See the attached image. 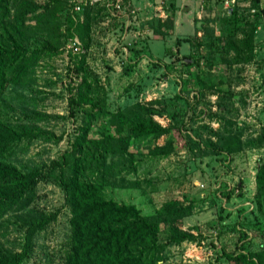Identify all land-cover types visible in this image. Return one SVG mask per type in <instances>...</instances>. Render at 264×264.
Wrapping results in <instances>:
<instances>
[{
    "label": "rangeland",
    "instance_id": "1",
    "mask_svg": "<svg viewBox=\"0 0 264 264\" xmlns=\"http://www.w3.org/2000/svg\"><path fill=\"white\" fill-rule=\"evenodd\" d=\"M17 1L11 11L21 2L28 3L24 10L36 7L25 12L32 23L29 17L48 0ZM253 3L237 0L229 14L221 0H92L83 41L76 34L80 51L69 47L65 34L71 0H54L60 27L48 39L56 52L41 55L25 84L7 85L0 99L1 124L16 127L29 120L17 106L26 102L41 114L30 120L50 135L17 141L1 156L33 178L28 205L52 216L32 234L18 264H61L67 249L70 214L50 167L78 130L80 115L71 113L67 102L83 78L89 101L102 109L90 136L116 135L121 128L129 137L125 155L112 149L114 143L107 151L104 197L132 204L143 216L154 215L168 198L193 202L191 213L177 223L189 238L170 243L160 225L157 239L165 246L155 264H228L226 254L240 250L264 258V199L256 197L254 181L264 162V140L257 139L264 128V56L253 60L254 72L250 62L222 60L220 49L221 36L237 38L249 23L256 39L264 31V12L248 11ZM0 34L6 38L2 29ZM36 37H29L30 50L40 48ZM232 132L242 148L225 153L216 136ZM165 144L171 147L166 154L154 151ZM23 235L17 211H5L0 248L20 252Z\"/></svg>",
    "mask_w": 264,
    "mask_h": 264
},
{
    "label": "trees",
    "instance_id": "2",
    "mask_svg": "<svg viewBox=\"0 0 264 264\" xmlns=\"http://www.w3.org/2000/svg\"><path fill=\"white\" fill-rule=\"evenodd\" d=\"M257 1L254 0L253 5ZM13 2L18 3L17 0H0V29L6 34V38L0 34V99L7 85L10 88L25 84L30 67L41 55L50 56L56 52V47L48 38L56 35L60 27L59 11L54 0H48L40 11L29 17L32 23L26 21L25 12H34L36 7L24 10L28 3L21 2L18 9L11 11ZM20 6H23L22 9ZM91 8L92 1H89L79 13L71 16L69 11L67 15L64 13V6L60 13L63 17L66 15L65 34L70 37L77 34L82 40L84 30L89 26ZM226 10L230 14L233 7ZM253 33V24L249 23L237 38L228 34L221 36L222 60L229 59L232 63L251 60ZM158 34L163 35L164 32L159 30ZM31 35L37 36L40 48L35 46L34 50H30L28 40ZM83 55V52L79 54L80 61ZM189 59L192 61L193 58ZM75 70L80 71V66ZM88 93L89 84L85 78L80 80L73 92L70 91L68 109L80 115V123L70 148L50 167L62 189L70 214L68 246L61 264H155L161 259L165 246L164 242L157 239L160 225L166 230L170 243L189 238L190 234L180 229L177 223L191 213L193 202L190 199L168 198L159 204L154 215L143 216L132 204L104 197L101 171L107 151L113 149L125 155L129 137L120 131L121 128L116 129V135L106 132L100 136H90L92 121L102 109L97 102L89 101ZM17 106L29 120L18 121L16 127L0 123V216L7 210H16L17 217L24 224V235L20 252L0 248V264H18L29 249L32 234L52 218L28 205L33 197V178L1 158L17 141L24 139L29 142L35 137L48 139L50 136L30 120L32 117H41L38 111L33 107L26 108V102H17ZM261 138L264 140V128L257 136L259 141ZM216 142L225 153L242 148L234 132L218 134ZM113 143L115 146L111 149ZM153 149L166 154L171 147L165 144L154 146ZM254 178L256 197L264 199V162L258 165ZM226 259L228 264H264L263 256L241 250L226 254Z\"/></svg>",
    "mask_w": 264,
    "mask_h": 264
},
{
    "label": "built area",
    "instance_id": "3",
    "mask_svg": "<svg viewBox=\"0 0 264 264\" xmlns=\"http://www.w3.org/2000/svg\"><path fill=\"white\" fill-rule=\"evenodd\" d=\"M89 1H92V0H71V16H75V13L81 10L83 8V5L88 3ZM221 3L223 4V7L225 9L230 10L235 4H237V0H221ZM248 11L250 13L264 12V0H258L256 4L250 5ZM134 18L135 17L133 16V19ZM127 21L130 22L129 19ZM68 45L73 50L81 51L82 49L81 42L79 41L76 35H73L72 37L69 38Z\"/></svg>",
    "mask_w": 264,
    "mask_h": 264
},
{
    "label": "crops",
    "instance_id": "4",
    "mask_svg": "<svg viewBox=\"0 0 264 264\" xmlns=\"http://www.w3.org/2000/svg\"><path fill=\"white\" fill-rule=\"evenodd\" d=\"M131 2H133V1H135V0H130ZM131 4H133V3H130V4H128V8H129V6H130V9H132V5ZM191 11V15H192V13H194V11H195V7H193V9L192 10H190ZM151 14L153 15H158V12L157 11H155L154 10V12H151ZM160 14V13H159ZM153 15V16H154ZM153 16H151V17H153ZM200 23V22H199ZM255 32H257L256 30H255ZM257 39H256V35H254L253 36V40H254V42H253V57H252V59L251 60H249V61H246L247 63L248 62H250V64H248V66H251L252 67V70L254 71V72H257L258 70H257V66H256V64H254L253 63V60L255 59V58H257V57H259V56H264L262 53H264L263 52V47H264V31H262L260 34H258L257 35ZM245 62V64H247ZM243 64H244V62H243ZM261 82H263L264 83V79H261Z\"/></svg>",
    "mask_w": 264,
    "mask_h": 264
},
{
    "label": "water",
    "instance_id": "5",
    "mask_svg": "<svg viewBox=\"0 0 264 264\" xmlns=\"http://www.w3.org/2000/svg\"><path fill=\"white\" fill-rule=\"evenodd\" d=\"M197 24V26L199 25V21L196 23Z\"/></svg>",
    "mask_w": 264,
    "mask_h": 264
}]
</instances>
